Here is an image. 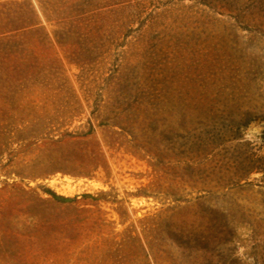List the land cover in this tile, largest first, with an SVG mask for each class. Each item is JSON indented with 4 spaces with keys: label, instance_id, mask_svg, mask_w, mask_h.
<instances>
[{
    "label": "rangeland",
    "instance_id": "rangeland-1",
    "mask_svg": "<svg viewBox=\"0 0 264 264\" xmlns=\"http://www.w3.org/2000/svg\"><path fill=\"white\" fill-rule=\"evenodd\" d=\"M264 0H0V264H264Z\"/></svg>",
    "mask_w": 264,
    "mask_h": 264
},
{
    "label": "trees",
    "instance_id": "trees-1",
    "mask_svg": "<svg viewBox=\"0 0 264 264\" xmlns=\"http://www.w3.org/2000/svg\"><path fill=\"white\" fill-rule=\"evenodd\" d=\"M256 170H264V169H261L260 167H258Z\"/></svg>",
    "mask_w": 264,
    "mask_h": 264
}]
</instances>
